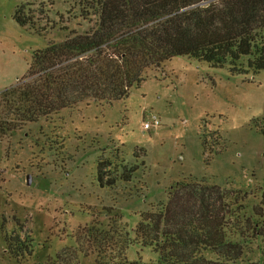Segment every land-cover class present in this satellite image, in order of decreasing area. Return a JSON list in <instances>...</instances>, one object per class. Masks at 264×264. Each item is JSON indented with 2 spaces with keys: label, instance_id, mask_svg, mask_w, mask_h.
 Returning <instances> with one entry per match:
<instances>
[{
  "label": "rangeland",
  "instance_id": "rangeland-1",
  "mask_svg": "<svg viewBox=\"0 0 264 264\" xmlns=\"http://www.w3.org/2000/svg\"><path fill=\"white\" fill-rule=\"evenodd\" d=\"M20 2L29 4L42 33L16 23ZM83 2L95 0H0V91L22 80L32 53L49 39L61 41L94 24L92 14L81 16ZM152 115L159 125L145 129ZM102 158L119 172L121 165L135 167L131 181L101 186L96 174ZM189 180L247 192V212L258 202L257 190L264 187V70L237 74L228 65L175 56L149 70L123 99L81 102L4 136L0 264L43 262L74 247L76 228L94 220L103 227L115 220L132 232L141 212L166 201L175 182ZM15 232L33 240L31 255L19 262L4 241ZM127 257L144 264L156 258L140 245L131 246ZM78 260L96 264L91 253H79ZM240 264H260L259 252H247Z\"/></svg>",
  "mask_w": 264,
  "mask_h": 264
},
{
  "label": "trees",
  "instance_id": "trees-1",
  "mask_svg": "<svg viewBox=\"0 0 264 264\" xmlns=\"http://www.w3.org/2000/svg\"><path fill=\"white\" fill-rule=\"evenodd\" d=\"M81 5V16L92 14L94 24L84 32L69 31L61 41L49 39L32 53L22 80L0 91V140L81 102L123 99L149 70L175 56L228 65L237 74L264 70V0H95ZM28 6H17L16 23L42 33ZM119 167L120 172L109 159L99 160V184L131 181L135 167ZM258 191V202L247 212V192L203 180L177 181L166 201L140 213L132 232L115 220L108 227L94 220L76 228L74 247L36 264H79V253L95 254L96 264H144L128 259L133 245L155 254L149 264H240L255 250L264 264V187ZM4 241L18 262L31 255L30 236L15 232Z\"/></svg>",
  "mask_w": 264,
  "mask_h": 264
},
{
  "label": "built area",
  "instance_id": "built-area-1",
  "mask_svg": "<svg viewBox=\"0 0 264 264\" xmlns=\"http://www.w3.org/2000/svg\"><path fill=\"white\" fill-rule=\"evenodd\" d=\"M159 125V120L155 115H152L149 121H146L143 125L145 129H149L151 126Z\"/></svg>",
  "mask_w": 264,
  "mask_h": 264
},
{
  "label": "water",
  "instance_id": "water-1",
  "mask_svg": "<svg viewBox=\"0 0 264 264\" xmlns=\"http://www.w3.org/2000/svg\"><path fill=\"white\" fill-rule=\"evenodd\" d=\"M27 183H30V175L27 176Z\"/></svg>",
  "mask_w": 264,
  "mask_h": 264
}]
</instances>
